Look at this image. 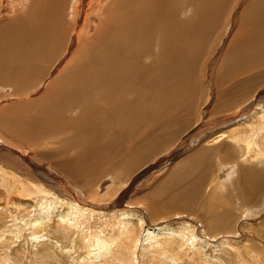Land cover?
Listing matches in <instances>:
<instances>
[{
	"label": "bare ground",
	"instance_id": "obj_1",
	"mask_svg": "<svg viewBox=\"0 0 264 264\" xmlns=\"http://www.w3.org/2000/svg\"><path fill=\"white\" fill-rule=\"evenodd\" d=\"M23 5L25 16L0 27V92L15 103L34 97L0 109V264L27 260L19 247L12 258L17 241L34 247L32 264H61L55 249L62 256L64 248L48 236L55 229L71 239L79 228L90 234L89 264L118 245L132 264L142 253L150 263L223 264L213 251L219 240L241 256L230 241L252 238L241 224L264 212V170L256 166L264 164V0H0L9 14ZM236 9L213 79L216 112L208 114H221L226 145L209 137L217 147L184 155L202 137L190 140L187 131L200 102L195 71ZM57 55L55 76L43 77ZM166 144L168 158L146 164ZM249 162L256 167L245 168ZM146 181L158 187L142 195ZM120 189L113 207L99 204ZM129 189L141 199L120 209ZM232 197L247 204L236 222Z\"/></svg>",
	"mask_w": 264,
	"mask_h": 264
},
{
	"label": "rangeland",
	"instance_id": "obj_2",
	"mask_svg": "<svg viewBox=\"0 0 264 264\" xmlns=\"http://www.w3.org/2000/svg\"><path fill=\"white\" fill-rule=\"evenodd\" d=\"M25 5V4H24ZM23 5V9L22 7L20 8H16V9H13L11 14L8 13V8H0V27H5V25L11 23L14 21V19L16 18H21L22 16H25L24 14L27 13V10H28V6L29 5H25L27 6V10L25 8V6ZM3 9V10H2ZM22 9V10H21ZM21 10V12H20ZM4 11V12H3ZM15 11V12H14ZM19 11V13H18ZM237 11V12H236ZM236 12V13H235ZM235 12L233 13V16L229 23H228V27L226 28V23L228 21V18L226 16V18H224V21L223 23L221 24V28H220V32L216 35V38L214 40V43H215V49L211 52L210 55L208 56H205V57H202V61H201V64L199 65V67L197 68L198 71H195V74H194V80L197 79V83H198V86H199V90H200V102L197 104L198 106L195 107V111L193 113L192 116L195 115V117H192V121H190V125H188V129L187 131L191 132L192 131V136H191V139L190 140H194L197 136L200 135L201 139H199L197 142L195 143H192V144H189L186 143V147L181 150V152H184V155H190L191 153L195 152L197 149H199V147H204L206 145L207 148H213L214 146L217 147V145L219 146L220 143L222 145H226V139H223V132L219 131L218 129V125H219V119L221 117V114H218L216 116H212V118H210L208 116V114L211 113V110H214L215 106L218 104L215 99H216V86H215V82H213V79H215V74L219 72V74L221 73L220 69H218L220 63H221V55L223 54V50H224V47L226 46L227 42L229 41V39L231 38V33L232 31L234 30L235 28V23L237 22V13H238V10L236 9ZM18 13V14H17ZM68 13V12H67ZM23 14V15H22ZM232 21V22H231ZM66 25H64L63 27V30L65 28ZM64 40L65 42H63L62 44V52H64L66 50V48H69V45L65 46V44H67V34L64 35ZM70 38V37H69ZM220 41V42H219ZM74 49V48H72ZM58 55L54 58H52L53 61H51L49 63V66H47V69L45 67V70H44V74H43V77H45L48 73L49 75L48 76H55L56 72L54 71L57 67H60L61 66V62H60V59L57 58ZM66 58V57H65ZM70 58V57H69ZM200 59V60H201ZM206 60V61H204ZM58 61L56 67L55 64L56 62ZM65 61V60H64ZM208 62H210V65H209V68L205 70V64H208ZM61 63V64H59ZM59 64V65H58ZM54 67V69H52ZM208 67V65H207ZM217 67V68H216ZM216 68V69H215ZM220 68V67H219ZM50 69H52V72L50 71ZM201 70V71H200ZM50 71V72H49ZM200 71V72H199ZM197 72V73H196ZM52 74V75H51ZM199 81V82H198ZM203 81V82H202ZM36 88V87H35ZM38 88H36L35 90L37 91ZM8 93H11L10 91L7 90V92L4 90V93L0 92V97H1V101H0V109L1 108H6L8 105L11 106L13 105V103L15 102H18V101H12L11 99L9 98H4L5 95H7ZM14 93V91L12 92ZM30 94H33L30 93ZM202 96V97H201ZM37 96H35L36 98ZM34 99L33 96H29V97H26L24 99L28 100V99ZM24 99H21L20 102L21 103H15V105H21V104H24L26 103L27 101H24ZM24 101V102H23ZM203 101V102H202ZM203 104V105H202ZM198 107V108H197ZM215 111V110H214ZM216 112V111H215ZM203 115V116H201ZM219 118V119H218ZM194 119V120H193ZM218 120V121H217ZM194 121V122H193ZM197 124V125H196ZM215 124V126H214ZM213 125V127H212ZM246 125V124H245ZM245 125H240V126H236L234 127L235 130H236V133L237 132H242V129H243V126ZM203 126V127H202ZM198 127V128H196ZM212 127V128H211ZM246 127V126H245ZM205 130L207 129V131L205 130L204 132H200V130ZM222 129V128H221ZM194 130V132H193ZM210 130V131H209ZM230 130V129H229ZM229 130H223L225 133H227ZM199 131V132H198ZM215 134L213 135L212 132ZM216 131H218L217 133H215ZM248 131L250 132V129H248ZM207 132V133H206ZM200 133V134H199ZM209 133V134H208ZM197 135V136H195ZM210 135V136H209ZM212 135V136H211ZM205 136L207 138V140L205 139ZM219 136V138L217 140H215L216 144H214V140L213 138H217ZM193 137V138H192ZM204 137V138H203ZM209 137H212L211 139L213 140V142H209L210 140L208 139ZM209 140V141H208ZM205 141L206 144H205ZM220 142V143H219ZM200 144V145H198ZM166 149H163L164 151H162V153L160 154H157L155 157H152L146 164H152V163H157V162H161L162 159H167L168 156L165 154L166 153V150L169 149V145H165ZM178 155V154H177ZM163 156V157H162ZM177 157V156H176ZM180 158V157H179ZM214 158V156H213ZM222 158V157H221ZM238 158V156H237ZM211 159H212V156H211ZM210 159V160H211ZM28 161V160H27ZM213 161V160H212ZM211 161V162H212ZM222 161H224V159H222ZM226 161V160H225ZM30 162V161H28ZM236 162H237V159H236ZM214 163V162H212ZM238 163V162H237ZM39 167L36 165V168H39L40 170H44L45 172H50L52 175H54L56 177V173L55 171L53 170V168L49 167L47 162H39ZM256 167L258 166L257 168H262V170H264V167H260V166H264V164L262 163H257L256 166L252 165V163L249 162L248 166L245 167V168H248V167ZM47 167V169L45 168ZM169 167L168 166L165 170V173L168 175L169 174ZM53 171V172H52ZM116 172V171H115ZM115 172H112V174H108L109 176H112ZM166 174L163 176L165 177ZM47 175V174H45ZM60 177L64 178L62 175H60ZM65 179V178H64ZM164 179V178H163ZM162 179V180H163ZM36 180L37 177H36ZM39 181V180H38ZM160 182V181H158ZM197 182V181H196ZM150 185H149V184ZM236 183V180L234 179L233 181V184ZM232 184V185H233ZM148 185V186H147ZM154 183L152 181H149V182H140V188L145 190L144 192H142L141 194H147L149 191H150V188L151 187H154ZM230 186V190L234 189L233 186ZM150 186V187H149ZM149 187V188H148ZM158 187V185H156L153 190L151 192H153L156 188ZM149 189V190H148ZM122 191V189H120L118 191V194H115L113 197H112V200L111 201H103V203H99L105 207H113V205L115 204L116 201H119L118 197L120 192ZM132 192V193H131ZM204 193V192H203ZM202 193V194H203ZM135 194V195H134ZM263 196H264V193H262ZM85 195V194H84ZM127 195V196H126ZM224 195V194H223ZM126 198H123L122 201L120 202V205L122 206V208L120 209H124L123 207L126 205L128 206V204L132 203L133 200H135L136 198L140 197L141 199V196H137L136 193H135V190H132V189H129L127 191V193H125ZM134 196V197H133ZM215 196V195H214ZM85 197H87L85 195ZM216 199H214L213 201H210V202H207L206 205L211 207V208H215V201H217V196H215ZM88 198V197H87ZM203 198L205 200V197L203 195ZM224 198V197H223ZM203 200V202H205ZM234 201V202H233ZM233 203V204H232ZM125 204V205H124ZM228 205H232L234 207V209H236L238 212L240 213H237L234 215L233 217V220L236 222L238 220V218L240 217L241 215V212L245 211V209H247V204H242L241 202H237V200L234 199V197H232V201L231 203H228ZM262 214V215H261ZM264 212L260 213V215H258L259 217L257 218V221L251 223L250 221L249 222H244L243 224H241V226L243 227H247V229H242L243 232H247L249 231L248 229H252L250 232V235H252L253 237H247L248 241L243 239V240H240L239 244L235 242V240L233 241H230V244L232 247H235L234 250L235 251H239L241 256L238 255L237 253V256H235V253L234 252H231V250L229 249V247H227L225 244H223L222 242H220V240L214 244V247L215 249L213 250L214 252V255H217L218 258H220V260L222 261L223 264H264V247H262L260 244L264 242V230L262 231L261 228H264ZM199 215V214H198ZM171 217H173V215H171ZM170 217V218H171ZM262 219H261V218ZM261 219V220H260ZM97 221V220H96ZM99 221V225L100 223H102V221L98 220ZM207 221V220H206ZM106 224V223H105ZM108 224V223H107ZM253 224V225H252ZM103 225V224H101ZM249 225V226H248ZM86 226V225H85ZM103 230V226H101ZM87 228V226H86ZM80 230V233L78 235H76L75 231H73L72 233L70 232L68 235L71 236V239L67 237L64 238L63 236L62 237H57V235H55V229H52L51 231L53 232L51 235L52 237V240H51V237L48 236L50 238V242H52L53 240L54 241H57L59 245L62 246V249L64 248L63 250V257L61 256L59 250L56 251L55 249V252L60 255L59 256V261H61L63 264H69V260H75L76 262L80 263V261H82V259L84 260V262L82 264H89V258H87L89 256V251L87 250L86 248V240L89 239V231L87 230L86 233H83L82 234V229L79 228ZM114 230V231H113ZM137 230V228L135 229V231ZM227 230V232L229 233L228 236H233L235 235V232L233 229H230V228H227L225 229ZM260 230V231H259ZM112 231V232H111ZM138 233L140 234L139 232V229L137 230ZM50 233V231H49ZM116 234V229H112L110 228L109 229V233L108 234ZM263 233V235H261ZM83 235V236H79V235ZM103 234V233H101ZM137 234V235H139ZM254 234V235H253ZM104 235V234H103ZM249 235V236H250ZM69 236V237H70ZM77 236V238H76ZM221 236V235H220ZM75 237V238H74ZM55 238V239H54ZM57 238V240H56ZM86 239V240H84ZM75 242H74V241ZM85 241V242H84ZM82 243V244H81ZM74 244V245H73ZM21 245V247L19 246ZM122 245H118V246H114L113 249L111 250L112 253L110 256H106V257H102L100 259L97 260V264L99 262V264H132V256L130 255L129 251L124 245L121 247ZM213 246V245H212ZM12 250L10 251L11 254H12V258L17 257L18 255L17 254H13V250H16L18 247L20 249L19 253L21 254L20 256H24L27 260H22L20 262H17V264H32L31 260H30V252L34 250V247L29 243L27 244L26 246H22V241H17L15 243H13V246H12ZM38 248H40L39 246H37ZM66 248V249H65ZM0 249H2L0 247ZM23 250V251H22ZM27 251V252H26ZM67 251V252H66ZM23 252V253H22ZM67 254H66V253ZM69 252V253H68ZM120 252V258L121 260L118 261V259L116 258L117 256V253L119 254ZM0 256H3V253L2 251L0 250ZM217 253V254H216ZM219 253V254H218ZM229 253V254H228ZM113 255V256H112ZM149 255V254H148ZM147 254L145 253H142L140 254V257L139 260L135 261L133 264H174L171 260H170V263H166V262H157V263H150L148 262L149 261V257ZM91 257V256H90ZM21 258V257H20ZM147 258V259H146ZM87 259V261H85ZM91 259V258H90ZM106 259H108L106 261ZM141 259V260H140ZM181 258L178 257L177 260H180ZM30 260V261H29ZM131 260V261H130ZM104 261L106 263H104ZM147 261V262H145ZM196 261H199L198 259H196ZM12 262V261H11ZM61 263V264H62ZM181 264H189V262H185V263H181ZM194 264H196V262H194ZM217 264V263H216Z\"/></svg>",
	"mask_w": 264,
	"mask_h": 264
}]
</instances>
